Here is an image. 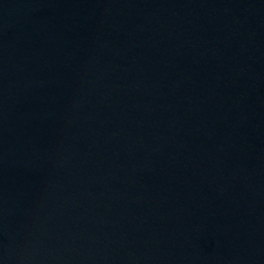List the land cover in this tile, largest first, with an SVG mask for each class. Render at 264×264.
<instances>
[{"label":"water","instance_id":"water-1","mask_svg":"<svg viewBox=\"0 0 264 264\" xmlns=\"http://www.w3.org/2000/svg\"><path fill=\"white\" fill-rule=\"evenodd\" d=\"M0 264H264V0H0Z\"/></svg>","mask_w":264,"mask_h":264}]
</instances>
